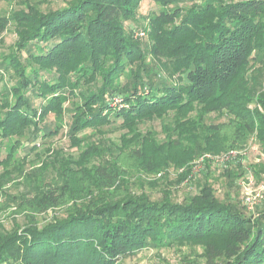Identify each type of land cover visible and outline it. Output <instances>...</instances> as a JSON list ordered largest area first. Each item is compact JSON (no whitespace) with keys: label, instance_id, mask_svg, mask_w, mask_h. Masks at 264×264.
Masks as SVG:
<instances>
[{"label":"trees","instance_id":"trees-1","mask_svg":"<svg viewBox=\"0 0 264 264\" xmlns=\"http://www.w3.org/2000/svg\"><path fill=\"white\" fill-rule=\"evenodd\" d=\"M146 1L154 7L144 11ZM40 2L18 0L0 16V38L9 25L16 38L0 55V148L9 141L16 154L68 135L77 159L52 143L45 151L88 185L45 181L23 195L24 223L0 229V264H125L183 248L199 249L203 264H264V202L246 211L241 175L227 166L215 177L203 161L198 192L181 201L131 193L118 178L254 144L262 158L250 171L264 183V0H63L46 11ZM157 120L163 142L140 128ZM109 128L118 141L99 148ZM163 147L177 152L158 159ZM208 178H224L223 198ZM49 209L59 212L41 222Z\"/></svg>","mask_w":264,"mask_h":264},{"label":"rangeland","instance_id":"rangeland-1","mask_svg":"<svg viewBox=\"0 0 264 264\" xmlns=\"http://www.w3.org/2000/svg\"><path fill=\"white\" fill-rule=\"evenodd\" d=\"M39 8L43 11L47 10L48 4L50 7L56 5H62L63 0H41ZM18 0H14V5L11 3L0 4V16H7L10 14L16 6ZM48 6V7H49ZM153 4L150 1H146L143 6V10L153 8ZM15 33L13 26L9 25L7 30L2 34L0 43L4 41V44H0V55L2 52H7L9 46L15 42ZM144 42L143 39H141ZM161 76V75H160ZM166 121H154L152 123H144L141 125V130L153 129L156 133L154 140L156 142H163L165 133L164 127H162ZM120 131L109 130L105 132L104 137L101 139V145L99 148L109 147V142H117ZM151 136V135H149ZM68 135H64L61 139H47L44 142L37 141L32 150H28L26 147L16 154L14 150L9 147L10 142L3 144L0 148V229L9 230L14 226V221L17 223H24V216L18 214L19 201L23 195L26 197H33L39 192V188L42 187V183L50 181L52 187L58 189L63 188L65 182L72 185L75 189H78L81 185H88V181L83 179L79 180V173L76 171V165L70 166V162L62 158H54L51 156V152L45 151L47 147H51L49 144H55L56 146L63 148L66 155H71L74 159L78 158L79 150L76 146H71L72 143L66 138ZM86 137L89 138L86 134ZM97 139L96 135L94 136ZM146 137H143V139ZM216 135L212 139H216ZM219 140V137H218ZM251 140V139H250ZM52 141V142H51ZM75 143V142H74ZM78 141L77 144H80ZM145 147L149 148L154 146V142L150 139L143 140ZM82 150L88 149L89 155H97V150L94 146H87L86 142L82 143ZM7 150H5V148ZM111 147V146H110ZM4 149V150H3ZM177 150V149H176ZM176 150H171L169 147H163L160 149L162 153L158 155V159L165 158L166 154L176 153ZM46 153V154H44ZM260 150L257 146L249 145L243 150H232L219 153H207L195 157L193 160L186 164L179 163L178 165L168 164L163 165L161 168H156L154 171L145 172L135 166L128 170L125 174L120 175V181L123 179L127 182L128 191L136 194L149 195L152 199H158L161 196L162 191L172 192L173 200L181 201L185 197L190 196L198 192V188H194L196 185L194 182L198 181L197 177H201L204 170L203 161L209 160L211 171L214 173L212 176H219L222 165L227 166L230 172H237L241 176L235 182L238 188L237 200L244 206L246 211L250 208L255 210L261 202H264V183L256 182L255 178L253 184L248 186L246 181V173L252 167L254 163L258 161ZM157 157V154H156ZM67 158V157H66ZM164 160V159H163ZM200 160H202L200 162ZM215 166L218 168L214 169ZM64 168V169H62ZM72 168V169H71ZM212 173V172H211ZM66 174V175H64ZM253 176V175H252ZM85 175L83 176V178ZM200 181V180H199ZM201 181L206 182L205 177L201 178ZM209 184L214 185L216 189V195L219 198L224 197L225 188L221 187L224 184V178L215 181V179L208 178ZM118 183H120L118 181ZM202 183V182H201ZM253 206V207H252ZM251 210V211H253ZM58 214L59 210H47L41 213L38 218L42 222L48 220L53 212ZM249 211V210H248ZM200 252L196 249L194 252L188 248H183L179 251H163L161 255H156L154 251L144 250L138 253L136 256L130 257L125 261V264H160L162 258L169 264H185L188 261H199L196 254ZM187 261V262H186ZM199 263H201L199 261ZM203 264V263H201Z\"/></svg>","mask_w":264,"mask_h":264},{"label":"built area","instance_id":"built-area-1","mask_svg":"<svg viewBox=\"0 0 264 264\" xmlns=\"http://www.w3.org/2000/svg\"><path fill=\"white\" fill-rule=\"evenodd\" d=\"M135 36L136 37H143L144 36V32H142V31H137L136 33H135ZM202 160H200V162H201ZM245 176H247L246 177V181H247V185L248 186H250V185H252L253 184V181H254V178H253V176H252V173H251V171H250V169L248 170V175H247V173H246V175ZM253 207V206H252ZM249 211H251V210H253V208H249L248 209Z\"/></svg>","mask_w":264,"mask_h":264}]
</instances>
